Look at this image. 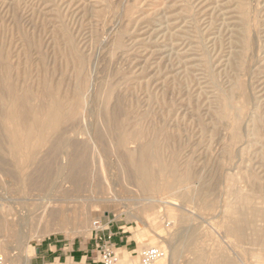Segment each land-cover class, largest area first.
Instances as JSON below:
<instances>
[{
	"label": "rangeland",
	"instance_id": "1",
	"mask_svg": "<svg viewBox=\"0 0 264 264\" xmlns=\"http://www.w3.org/2000/svg\"><path fill=\"white\" fill-rule=\"evenodd\" d=\"M2 72L14 80L18 91L28 86L36 93L39 83L49 80L60 91L64 105L78 85L86 82L90 91L81 99L80 111L82 114L88 107L91 113L82 122L78 121L81 117L75 120L78 124L61 121V127L69 131L57 136L95 150L96 153L92 152L98 155L87 166L88 172L99 167L103 173L106 165L115 167L118 158L112 146L114 138L110 139L112 132L107 138L97 140L95 115L102 109L107 129L116 132L119 128L117 135L141 129L146 135L149 130H155L152 134L156 135L163 130L155 137L165 149H162L165 162L175 159L179 171L188 170V191L195 192L204 184L208 190V197L203 199L195 194L189 203L179 193L170 196L171 193L159 192L156 196L174 198L178 206H161L157 211H146L136 201L134 206L129 205L133 210L106 203L91 209L85 223L81 219L70 220L67 225H61L58 220L56 224L54 220L51 224L29 223L22 229L26 233L23 241L13 244L7 264H25V258L29 264H36V249L46 240L92 243L91 224L104 216L115 221L113 233L127 224L123 229L129 228L127 235L138 242V253L150 246L165 250L167 257L163 264H194L195 250L190 247L196 242L207 252L219 247L233 264H264V217L255 218L252 212L255 209L264 214V137L252 131L255 121L264 126V0H0ZM103 86L107 90L105 94H97ZM242 94L249 99L244 114L237 110ZM226 97L232 104L228 109L224 108ZM225 112L226 118L220 119ZM234 120L241 125V141L232 150ZM2 131L0 128L1 145L5 149L7 140ZM130 142L120 153L134 147ZM51 145L52 141L47 143L42 153L52 150ZM41 155L38 159H42ZM59 156L62 154L44 155L39 165L36 161L29 162L30 167L22 158L1 152L5 173L12 177L4 174L7 177L4 179L0 175V195L18 201L12 205L16 210L28 208L25 200L29 197L61 200L57 205H62L68 216L74 206L86 208L94 204L92 201L105 197L108 191L105 194L100 189L101 195L84 178L79 185V178L71 180ZM50 160L52 164L47 162ZM41 165L54 168L50 171L52 177L40 178ZM114 167L113 172L109 168V173H113L111 177L116 181L119 172ZM13 177L20 180L16 182ZM120 181L117 180L119 185ZM90 189L100 194L93 195ZM125 190L119 189L122 193L119 200L135 197L131 189ZM232 190L242 193L240 199ZM203 200L211 209L203 207ZM80 201L87 205H81ZM233 204L257 231L256 234L245 226L244 239L239 242L224 234L226 212ZM120 212L124 215L117 218ZM153 234L164 241L155 239ZM169 246L174 250L172 256ZM123 259L126 264L138 262L135 255Z\"/></svg>",
	"mask_w": 264,
	"mask_h": 264
},
{
	"label": "bare ground",
	"instance_id": "2",
	"mask_svg": "<svg viewBox=\"0 0 264 264\" xmlns=\"http://www.w3.org/2000/svg\"><path fill=\"white\" fill-rule=\"evenodd\" d=\"M72 51H73V47H72ZM79 57H81V56H79ZM80 64H81V61H80ZM84 66H85V63H84ZM82 72H83V70H82ZM81 75H83V74H81ZM39 86H40V88L36 93H33L28 86L24 87L22 89V91H18V89H17L18 87L16 86V83L14 82V80H11V78L9 77V75H7L6 72H2L0 74V121H1V124H0L1 127L0 128H2V130H3L2 134L4 135V137L7 140V148H5V149L2 147V145H1L2 143L0 140V153L5 152L7 155H9L13 158H16V156L20 157V158H22L23 163H29V162L33 163L36 161L37 162L36 164L41 162L44 155H48L49 157H52V155H54V154L56 155V154L60 153V154H62V156H59L60 164L62 166H64V168L69 170V171L68 170H65V171H68V173L70 175L69 177L71 180L76 181L77 178H79L78 179L79 183L77 182L78 183L77 185H79L80 183H82V182H80V179L84 178L83 181H89L90 182L89 185H91V187H92V185H94L96 187V189H98L97 190L98 192H100L99 191L100 189H103L104 192H102V193H105L107 191H108V193L107 194L105 193L106 195L104 194L105 197L104 196L102 198L99 197L98 198L99 200L96 202L91 200L94 203L93 205L90 204L91 206H88L86 202L84 204V203H82V201H80V204L82 203L84 205H87L89 208L87 209V206H86V208H84L85 206L84 207L83 206H81V207L77 206L80 208H76L74 206V208L72 209V212H71L72 214H69V216L67 214L68 211L66 212L65 208H63L62 205H61V207H58L57 203L62 202L61 200H55V199L48 200L46 197H40V196H36V197H32V198L29 197L25 200V204L27 203L28 208H22L21 210H19V209L16 210L15 208L12 207V205L19 203L18 201H15L14 199H11L9 197L0 195V255L5 257L6 261H8V258H9L8 256H9V253L11 252L13 244L18 245L25 238L26 233H24L22 231V229L25 226L27 228V225H29V223H31V224L41 223V222L42 223L43 222L50 223L53 220L54 221L58 220V221H60L58 223H61V225H67L70 222V220H73V221L77 220L78 221V219H81L80 222L85 223L87 221V219L89 218L88 215H89V212L91 211V209H93L94 207H98V206L101 207V205H104L106 203H113L116 205H120L121 207L127 208L128 210L130 208L132 209V207H129L130 204L135 205L136 203L137 204L141 203V205L143 206V208L146 211H150V210L157 211L156 208L159 209V207H161V206H164V207L165 206H178V204L176 203L177 200H175L174 198L170 197L168 199H165V198H161L160 196H156L159 194V192H166L168 194L171 193L170 196L172 194L179 193L180 198L187 201L188 203L193 200V196L195 194L198 195L199 197L203 198V199L205 196L208 195V190H206V188L203 187L205 184L203 186H201L200 188H198L197 190L194 189V190H196L195 192L194 191L193 192L188 191L189 186L186 185L188 183V180H189L188 170H184L182 172L179 171L178 167L175 165V161H174L175 159H173V161H170L169 163L165 162V160L163 158V152H162L163 146L160 144L158 138L155 137L159 131L156 133V135H153L152 133H154L155 130H149V132L147 134L148 136L145 134V131L142 129L139 131L133 132L131 134L127 133L128 135H122V134L117 135V134H119V131H118L119 128H116V132H115V129L112 130L110 128V131L107 129V127H106L107 122L105 120V115H104L102 109H100L95 115L97 118V120L95 122V130H96L95 132L98 135L97 136L98 139L97 138L96 139L101 140L104 137L107 138L106 135H108V133L110 135V133L112 132V134L110 135L111 136L110 139L114 138V143H112V146L114 147L113 149L118 152V158L116 160L115 167L119 172V175H118L119 177H117V178L121 180L120 181L121 184L119 185V183H117L118 179L116 181H114V179L112 178L113 173L110 175L109 170L111 169V167H112V169L114 167L111 164H108L105 166L107 168H105L103 170V173L101 172V169L99 167H97V169H94L93 172H88L86 169L87 166L89 165L90 162L91 163L94 162L95 156L98 155V154L94 155L96 153L95 150H92L90 147H88L85 144H82L80 142L79 143L76 141L74 142V141H71L67 138L64 139V138L60 137V135L57 136V134L63 133V132L65 133L66 131H69V130L63 129L61 127V121L68 122V123L70 122V123H72V125L78 124L75 122V120H78L81 117V119L78 121H81V120L84 121L85 119H83V118H86L87 115H89L91 113L88 107L86 109L82 108L83 109L82 114L80 111L81 110V108H80L81 99L87 97V96H85V94L87 93V91H90V88L87 89L85 81L81 82L78 85L75 93H73L74 95H72L71 100H69L67 105H64V103H63L64 98L59 94L60 91L58 90V88L56 89V87H54L53 84L49 82V80L48 81L43 80L42 82L39 83ZM105 89H106V87L103 86V88H100V90L98 91L97 94H105V92L107 91ZM83 92H85V93H83ZM242 92H244V91H242ZM93 95L92 96L89 95L90 96L89 98L92 99ZM91 99H88V101ZM36 100H37V103H34ZM86 101H87V99H86ZM224 102H225L224 103L225 109L231 108L232 104L228 100V97L225 98ZM83 104H85V103L83 102ZM248 105H249V99L246 97L245 94H242V101L238 105L237 110L239 109L240 113L244 114V112L248 109ZM104 108H105V106H104ZM92 116H94V115H92ZM223 118H226V112L223 115V117H220V119H223ZM136 123L134 125H136ZM121 126H120V128L122 129ZM134 127H136V126H134ZM69 128L71 129V127H69ZM80 129H81V127H80ZM162 131L163 130H161V132ZM252 131L254 132V134L259 135V137H264V126L259 125V123H257L256 121L254 122ZM161 132H160V134H161ZM114 133L116 135L112 136V135H114ZM120 133H122V131H120ZM35 139H37V140H35ZM110 139H109V141H111ZM166 139H167V137L165 136L164 140H166ZM51 141H52L51 146H53V149L50 148L52 150L47 151V153L44 152V154H43L41 150L46 146L47 143L49 144V142H51ZM129 141L132 142V143L131 142L130 143L132 144V146L134 145V147L132 149L129 148L130 150H127L125 153H120L121 152L120 150L125 149L126 144ZM240 141H241V125L237 120H234L233 124L231 125V146H230V149L233 150L235 148V146L238 143H240ZM95 142H96V140H95ZM164 146H166V145H164ZM93 148H94V146H93ZM94 149H96V148H94ZM163 150H165V149H163ZM65 151H66V153H65ZM92 151L95 153H93ZM41 153H42V155H41ZM176 154H177V152H176ZM3 155H4V153H3ZM40 155L42 156V159L39 158L40 159L39 160L38 157ZM98 157L100 158V154ZM98 157H96V158L98 159ZM172 158H173V156H172ZM47 162H50V164L53 163V162L51 163V160L47 161ZM99 164L100 163H98V166H99ZM42 165H44V163H42ZM42 165H41L40 170L42 171L43 175H41L40 171H39L40 178L48 177L50 174H53V173H50L51 169L54 170L53 167L51 168V167H49V165H45L43 167ZM5 166L6 165H4V168H5ZM29 166H30V163H29ZM9 167L10 166H8V168ZM4 168H3V162L0 158V175L3 178L7 174V173H5ZM39 168H40V166H39ZM49 168H50V170H49ZM37 169H38V167H37ZM114 170L115 169H113L112 172ZM11 171H12V169H11ZM51 172H53V171H51ZM60 172H62V171L60 170ZM30 173H32V172H30ZM35 174H36V172H35ZM55 174H57V173H55ZM7 175L11 176L12 174L8 173ZM27 176H26V179L28 178ZM50 176L52 177V175H50ZM50 176H49V178H50ZM2 177H0V178H2ZM11 177H9V179ZM5 178L7 179V177H5ZM13 178H16L15 179L16 182H17V180H20L19 177H13ZM244 178L245 177H243V179ZM31 180L34 181L33 179H31ZM45 180H46V178H45ZM244 180L246 181V179H244ZM13 181H14V179H13ZM48 181H50V180H47L46 182L48 183ZM67 183H65V184H67ZM37 184H39V183H37ZM84 185H86V184H83V187H85ZM40 187L43 188L42 186H40ZM40 187H38V188H40ZM59 187L62 188L61 186H59ZM78 187H80V186H77V188ZM81 187H82V185H81ZM28 189H31V188H28ZM71 189H73V188H71ZM81 189H79V190H81ZM119 189L120 190H123V189L130 190L131 189L130 193H133L132 195H134L135 197L128 198L126 200L125 199L119 200L120 196L118 197V195L121 193V191H119ZM4 190H8V189L4 187ZM83 190H84V188H83ZM127 190H125V191H127ZM33 191H36V188H35V190L33 189ZM65 191L66 190H64V192ZM73 191L75 193L76 189H74ZM81 191H77V192H81ZM89 191H91V194H92L93 191L91 189ZM60 192L63 193V191H61V190H60ZM98 192H95V193H98ZM37 193H41V192L39 191ZM45 193H46V195L49 194L48 192H45ZM67 193H69V192H67ZM86 193H87V191H86ZM95 193L93 192V195ZM100 193H98V194H100ZM102 193H101V195H102ZM231 193L234 196L236 195L235 197L238 199H240L239 196H241V194H242L238 190H232ZM243 193H245V192H243ZM64 194H65V196H67L66 193H64ZM163 194H165V193H163ZM248 194L249 193H247V195ZM95 195L97 196V194H95ZM44 196H45V194H44ZM73 199L74 198H72L71 200H73ZM135 201H136V203H135ZM22 202H24V201H22ZM203 205H204L203 207L205 209H211V205H209L204 200H203ZM238 205H239V203H238ZM205 209H203V210H205ZM69 210H71V207L69 208ZM78 210H80V211H78ZM128 210H126V211H128ZM252 212H253V215L255 216V218L256 217H264L263 213L255 210V209H253ZM130 213L131 212H129V214ZM226 213H227L228 217H225V218H227V221H226V224L224 227V230H225L224 234H227V236L232 237L234 239V241L239 242V241H242L244 239V236H245L244 235V228H245V226H249L250 229L253 230V232L257 234V231L254 230V228L252 227V224L248 222V218L244 215V213H242V211L240 209H238V207L236 205H234V204L230 205ZM123 215H124V212H120V214L117 216V218H120V216H123ZM135 218L137 219V217H135ZM56 221L54 222L55 224H56ZM140 221L141 220H139V222ZM46 223H44V224H46ZM54 223H52V224H54ZM76 223L79 224V222H76ZM141 223L143 224L144 222H141ZM79 225H82V224H79ZM153 235H154L155 239H157L159 241H164V238H162L161 236H158L156 234H153ZM260 237H262V236H260ZM197 243H199V242L194 243V245L192 247H190V249L193 248V250H195V259L193 261L194 264H233L231 262V260L229 259V257H226L227 254L223 255L224 253H222L219 250V247H218V250L216 249V251H214V252H207L205 249L201 248L203 245L199 246ZM168 248H169V253H171V256H172V254L174 253V250L172 251V248L170 246ZM13 252H14V250H13ZM177 253L178 252H175V254H177ZM10 258H11V255H10ZM120 258H121V256H120ZM122 259H123V257H122ZM23 262L25 264H29L28 258H25V260L23 259ZM163 263H164V260L161 261L159 264H163Z\"/></svg>",
	"mask_w": 264,
	"mask_h": 264
},
{
	"label": "crops",
	"instance_id": "3",
	"mask_svg": "<svg viewBox=\"0 0 264 264\" xmlns=\"http://www.w3.org/2000/svg\"><path fill=\"white\" fill-rule=\"evenodd\" d=\"M127 224H124V226ZM124 226L118 228L115 232L114 243L117 251L121 256L120 264L126 261L122 259L126 255L138 256L140 261L141 251L136 239L130 238L127 233L128 229H123ZM36 256L34 258L36 264H95L97 262V255L91 242H64L63 240L53 239L44 241L40 247L36 249Z\"/></svg>",
	"mask_w": 264,
	"mask_h": 264
},
{
	"label": "built area",
	"instance_id": "4",
	"mask_svg": "<svg viewBox=\"0 0 264 264\" xmlns=\"http://www.w3.org/2000/svg\"><path fill=\"white\" fill-rule=\"evenodd\" d=\"M110 217L98 218L91 224V241L97 255L95 264H120L116 255V245L113 242L116 234L112 227L114 220ZM167 257V253L160 246H150L142 249L138 264H159ZM0 264H7L6 258L0 255Z\"/></svg>",
	"mask_w": 264,
	"mask_h": 264
},
{
	"label": "water",
	"instance_id": "5",
	"mask_svg": "<svg viewBox=\"0 0 264 264\" xmlns=\"http://www.w3.org/2000/svg\"><path fill=\"white\" fill-rule=\"evenodd\" d=\"M37 251V250H36Z\"/></svg>",
	"mask_w": 264,
	"mask_h": 264
}]
</instances>
